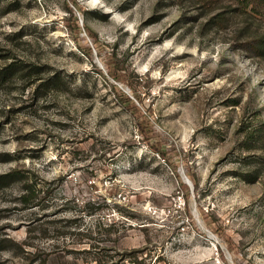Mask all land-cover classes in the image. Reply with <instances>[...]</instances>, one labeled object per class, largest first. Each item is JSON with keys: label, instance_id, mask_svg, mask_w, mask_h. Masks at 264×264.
<instances>
[{"label": "rangeland", "instance_id": "rangeland-1", "mask_svg": "<svg viewBox=\"0 0 264 264\" xmlns=\"http://www.w3.org/2000/svg\"><path fill=\"white\" fill-rule=\"evenodd\" d=\"M256 43L264 0H0V264H264Z\"/></svg>", "mask_w": 264, "mask_h": 264}, {"label": "trees", "instance_id": "trees-1", "mask_svg": "<svg viewBox=\"0 0 264 264\" xmlns=\"http://www.w3.org/2000/svg\"><path fill=\"white\" fill-rule=\"evenodd\" d=\"M70 12H72V10L71 9H68ZM249 50L251 51V52H253L254 51V53L256 54V55H258V56H260L261 55V53L264 51V44H261V43H256V44H253V45H250L249 46ZM13 66H15V65H13ZM18 70V67H12V65L11 66H9V69H7L6 71H4L5 73H7L8 71L9 72H14V71H17ZM4 72H2V74L4 73ZM36 82H34V83H31L32 85L33 84H35ZM42 85V84H41ZM39 86H40V84H39ZM39 86H37V87H39ZM139 98V97H138ZM121 102H123V103H125V104H132V108H133V110L135 111V110H137V108L134 106V103H133V101L129 98V97H127V96H125L124 98H122V100H121ZM160 154L162 155V156H165V154L162 152V151H160ZM14 174H16V172H13V173H11V175H14ZM28 190V189H27ZM29 193V192H28ZM27 197H26V202L25 203H27V204H31V201H32V199H33V196L32 197H30L31 195L30 194H27L26 195Z\"/></svg>", "mask_w": 264, "mask_h": 264}, {"label": "water", "instance_id": "water-1", "mask_svg": "<svg viewBox=\"0 0 264 264\" xmlns=\"http://www.w3.org/2000/svg\"><path fill=\"white\" fill-rule=\"evenodd\" d=\"M189 182V181H188Z\"/></svg>", "mask_w": 264, "mask_h": 264}]
</instances>
